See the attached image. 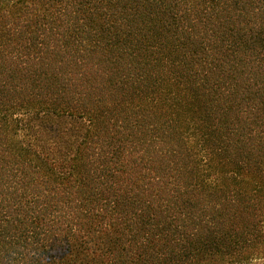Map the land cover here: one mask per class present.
<instances>
[{"label":"trees","instance_id":"obj_1","mask_svg":"<svg viewBox=\"0 0 264 264\" xmlns=\"http://www.w3.org/2000/svg\"><path fill=\"white\" fill-rule=\"evenodd\" d=\"M264 260V0H0V264Z\"/></svg>","mask_w":264,"mask_h":264},{"label":"rangeland","instance_id":"obj_2","mask_svg":"<svg viewBox=\"0 0 264 264\" xmlns=\"http://www.w3.org/2000/svg\"><path fill=\"white\" fill-rule=\"evenodd\" d=\"M250 264H264V260L253 262V263H250Z\"/></svg>","mask_w":264,"mask_h":264}]
</instances>
